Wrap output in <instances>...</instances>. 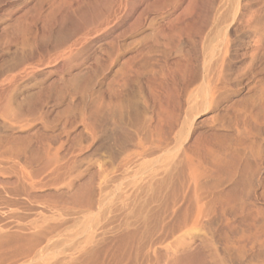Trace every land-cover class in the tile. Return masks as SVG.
Segmentation results:
<instances>
[{"label":"rangeland","instance_id":"obj_1","mask_svg":"<svg viewBox=\"0 0 264 264\" xmlns=\"http://www.w3.org/2000/svg\"><path fill=\"white\" fill-rule=\"evenodd\" d=\"M0 264H264V0H0Z\"/></svg>","mask_w":264,"mask_h":264}]
</instances>
